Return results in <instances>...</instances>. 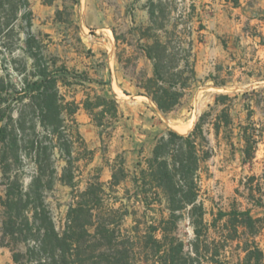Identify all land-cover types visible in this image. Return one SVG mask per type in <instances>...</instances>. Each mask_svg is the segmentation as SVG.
<instances>
[{"label":"rangeland","instance_id":"rangeland-1","mask_svg":"<svg viewBox=\"0 0 264 264\" xmlns=\"http://www.w3.org/2000/svg\"><path fill=\"white\" fill-rule=\"evenodd\" d=\"M149 1L0 0V85L9 87L15 100L7 112L17 138L12 171L6 174L0 165V264H111L114 259L117 264H155L160 256L158 246L147 236L152 224L158 226L170 213L159 207L144 213L142 208L134 216L130 208V214L124 216L120 201L127 203V189L132 195L133 185L123 182L113 193L109 187L112 169L125 168L131 177L138 174L159 138L171 130L188 134L211 110L208 122H212L223 109L216 104L220 95L231 98L226 106L234 130L217 133L212 123L204 127L213 152L200 170L206 220L211 223L219 211L233 208L249 209L254 217L264 218V140L256 157L245 162L239 135L240 125L252 122L264 130V0H153L158 11H163L169 31L176 21L187 23L195 40L197 82L183 104L167 114L158 112L149 98L139 97L129 84L153 75V62L141 48L146 40H140L150 24ZM40 61L58 70L57 87L66 105L63 135L72 141V185L60 180L67 160L59 147L54 149L51 163H36L32 141L48 131L40 124L37 102L24 96L23 89L39 78L33 75L34 64ZM88 95L116 99V117L108 115L104 126H98L83 105ZM70 103L79 106L73 116H69ZM15 175V191L25 194H31L34 179L42 176L39 191L44 204L60 235L74 236L71 248L50 253L40 242L32 241L7 246L2 199ZM96 177L105 184L106 193L102 207L94 212L96 224L83 226V216L70 227L68 212L74 195L86 191ZM99 219H113L114 223L106 230L98 227ZM219 232V227H211L201 253L207 250L208 255H217L218 264H248L249 232L240 231V237L228 243ZM163 236L161 231L156 234L159 240ZM172 237L184 241L186 252L196 258L188 212L177 220L176 232L169 234L168 241ZM256 242L264 253V231Z\"/></svg>","mask_w":264,"mask_h":264},{"label":"trees","instance_id":"trees-1","mask_svg":"<svg viewBox=\"0 0 264 264\" xmlns=\"http://www.w3.org/2000/svg\"><path fill=\"white\" fill-rule=\"evenodd\" d=\"M149 7L150 24L143 30L140 40H146L141 44V48L147 58L153 62V75L137 83V86L142 90L141 95L148 97L158 111L167 114L183 104L197 82L195 40L190 25L176 21L169 31L163 11H158V6L153 0L149 1ZM34 65L36 72L33 76L39 78L27 82L23 92L32 102H37L40 124L48 131L43 138L37 136L32 141V146L37 150L36 163L39 166H42L43 162L51 163L53 151L59 147L67 160L60 180L64 184L72 185L74 162L71 152L72 141L65 139L63 135L67 130L64 125L66 119L63 117L66 105L63 104L65 98L60 95L57 87L58 70H51L50 65L42 61ZM9 90L10 88L5 84L0 85V124L5 122L0 126V165L6 174L12 171L13 161L17 158V138L11 130L9 124L11 117L7 112L15 100L11 98L12 93H9ZM230 99L227 95H220L217 98L216 104L223 106V109L212 118V122L208 120L213 116V110L204 113L188 134L183 135L171 130L167 135L159 138L152 157L146 160L145 167L133 177L125 168L112 169L109 187L113 193L123 182L131 181L133 185L132 195L131 190L127 189V203L120 201L124 216L130 214V208L134 216L142 208L145 209L144 213L156 211L158 207L170 213L169 218H163L158 226L152 224L150 235L147 236L158 246L156 254L160 256L155 264L209 262L218 264L217 255H208L207 250L201 253L202 245L204 246L210 239L211 227H219V237L224 243L239 238L240 231H248L252 238L249 240L248 264H264V253L256 242V237L264 231V218L254 217L249 209L233 208L230 212L219 211L215 219L209 223L206 220L208 212L201 200V164L213 155L208 146L204 127L207 123H212L217 133L223 129L230 134L233 133L234 120L230 107L226 106V101ZM69 105L72 107L69 109V116H73L79 106L75 103L67 106ZM83 105L98 126H104L108 115L115 118L118 111L116 99L101 95H95L93 98L88 95ZM239 135L243 142L241 151L244 161H252L256 157L259 143L264 140V130H258L252 122L248 125H240ZM141 165L138 163V166ZM11 176L12 174L9 175ZM17 176H14V183L9 187L6 197L2 199L4 207L2 231L4 240L9 238L7 246L13 248L18 242L32 241L40 242L44 251L50 253L57 248L64 249L66 246L71 248L74 245V236L60 235L44 204L43 196L39 191L42 186V176L39 175L34 179L31 194L15 191ZM104 186L100 178L96 177L89 183L86 191L74 195L68 212L70 227L81 222L83 216L86 217L83 226L91 227L96 224L97 216L94 212L99 208L98 206L102 207L105 201ZM185 212H188L190 223L194 228L192 250L196 258H192L186 252L184 241H179L176 237L168 241L169 234L176 232L177 220ZM101 220H98V227L106 230L114 223L113 219ZM159 231L164 234L161 240L156 238ZM163 247L165 249H161ZM14 258L18 261L16 254ZM110 263L117 264L118 261L114 259Z\"/></svg>","mask_w":264,"mask_h":264},{"label":"crops","instance_id":"crops-1","mask_svg":"<svg viewBox=\"0 0 264 264\" xmlns=\"http://www.w3.org/2000/svg\"><path fill=\"white\" fill-rule=\"evenodd\" d=\"M129 84H133V87H134L136 90H138V91H137V95H138L139 97L148 99V97L141 95L142 90L137 86V83H133L132 81H129ZM134 102L137 103V101H134ZM158 112H159V111H158ZM155 128H157V127H155ZM155 128H154V129H155Z\"/></svg>","mask_w":264,"mask_h":264}]
</instances>
